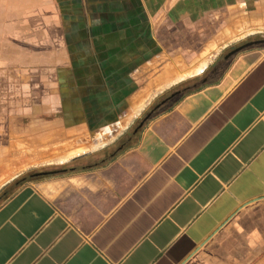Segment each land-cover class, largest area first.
Here are the masks:
<instances>
[{
	"label": "crops",
	"instance_id": "1",
	"mask_svg": "<svg viewBox=\"0 0 264 264\" xmlns=\"http://www.w3.org/2000/svg\"><path fill=\"white\" fill-rule=\"evenodd\" d=\"M167 3L0 0V76H73L62 105L80 108L76 81L104 90L130 73L120 61L153 59L147 29ZM249 4L247 34L264 35V0H174L168 10L191 22ZM226 52L166 90L179 94L122 154L84 166L102 147L71 152L63 170L0 197V264H264V48Z\"/></svg>",
	"mask_w": 264,
	"mask_h": 264
},
{
	"label": "rangeland",
	"instance_id": "2",
	"mask_svg": "<svg viewBox=\"0 0 264 264\" xmlns=\"http://www.w3.org/2000/svg\"><path fill=\"white\" fill-rule=\"evenodd\" d=\"M173 1L154 12L147 29L154 38L152 60L120 61L122 70L130 73L109 77L111 84L104 90L96 78L93 83L76 81L78 93L73 101L80 108L68 112L74 117L83 115L86 124L65 122L69 116L62 100L71 94L65 89L72 88L75 77L0 76V197L22 181H30L33 173L63 167L59 164L71 152L95 146L113 150L110 144L128 135L130 146L141 108L153 105L148 103L166 90L178 88L182 81L194 79L198 69L220 51L233 48L255 31L250 20L256 13L254 4L199 13L195 21L183 22L177 20L175 11L168 10ZM145 88L147 92L142 91ZM128 149L124 146L114 155ZM10 179L11 183H5Z\"/></svg>",
	"mask_w": 264,
	"mask_h": 264
},
{
	"label": "flooded vegetation",
	"instance_id": "3",
	"mask_svg": "<svg viewBox=\"0 0 264 264\" xmlns=\"http://www.w3.org/2000/svg\"><path fill=\"white\" fill-rule=\"evenodd\" d=\"M247 47H263L264 48V35H252V36H249L248 38L240 41L239 44L235 45L233 48H227V49H224V50H227V52L225 54H228L234 49L247 48ZM205 69H202L201 73L198 74V75H195L194 78L202 76L204 71H205ZM178 94H179V90L178 89L172 90L169 93L159 94L158 100L156 102H154L153 105L148 106V108H145L138 115L137 118L139 119V122H138V124L136 125V127L133 130V135L136 133L138 128H140L144 123H146L148 121L149 118L152 117L153 114L159 112L163 108V106L168 104ZM129 140H131L130 135H128V136H126L124 138L120 137V139H117L115 143H111L110 144V146L113 147V150L112 149H107L108 148L107 146L106 147H102V148L98 149L97 151L98 152H104L105 156H102L101 158L98 157L97 159L95 157L87 158L88 157L87 156L86 157L87 159L85 158V161H84L83 165L86 166V165L102 162L104 159L114 156V154L117 151H120L124 146H126V149H127V147L130 148L132 143L130 144V146H127V143H129ZM103 150H106V152L103 151ZM61 169L62 168H58V169L56 168V169H52V170H48V171L38 172L36 175H38L39 173H43V174L44 173H55L57 171L58 172L61 171Z\"/></svg>",
	"mask_w": 264,
	"mask_h": 264
},
{
	"label": "trees",
	"instance_id": "4",
	"mask_svg": "<svg viewBox=\"0 0 264 264\" xmlns=\"http://www.w3.org/2000/svg\"><path fill=\"white\" fill-rule=\"evenodd\" d=\"M42 172V171H41ZM38 173V172H37ZM37 173H33L32 174V177L30 178L31 180H33V179H36V178H38L39 176H47V175H49L50 173H39L38 175H36ZM23 182H25V181H22V183ZM21 183V182H20Z\"/></svg>",
	"mask_w": 264,
	"mask_h": 264
},
{
	"label": "built area",
	"instance_id": "5",
	"mask_svg": "<svg viewBox=\"0 0 264 264\" xmlns=\"http://www.w3.org/2000/svg\"><path fill=\"white\" fill-rule=\"evenodd\" d=\"M262 119H263V121H264V114L262 115Z\"/></svg>",
	"mask_w": 264,
	"mask_h": 264
},
{
	"label": "water",
	"instance_id": "6",
	"mask_svg": "<svg viewBox=\"0 0 264 264\" xmlns=\"http://www.w3.org/2000/svg\"><path fill=\"white\" fill-rule=\"evenodd\" d=\"M198 72H199V71H198ZM198 72H197V73H198Z\"/></svg>",
	"mask_w": 264,
	"mask_h": 264
}]
</instances>
